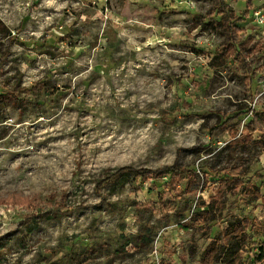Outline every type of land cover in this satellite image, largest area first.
<instances>
[{"label": "rangeland", "instance_id": "1", "mask_svg": "<svg viewBox=\"0 0 264 264\" xmlns=\"http://www.w3.org/2000/svg\"><path fill=\"white\" fill-rule=\"evenodd\" d=\"M254 9L264 0H0V95L19 96L0 100V264H205L238 226L241 264H257ZM175 163L181 176L165 169ZM228 250L212 264H229Z\"/></svg>", "mask_w": 264, "mask_h": 264}, {"label": "trees", "instance_id": "2", "mask_svg": "<svg viewBox=\"0 0 264 264\" xmlns=\"http://www.w3.org/2000/svg\"><path fill=\"white\" fill-rule=\"evenodd\" d=\"M221 4H222V6L226 5L224 2H221ZM230 10H232V8H230ZM245 13L248 14V11H245ZM231 40L226 42V46H225V50H224V54H223L224 59H226L228 56L235 54L237 51L236 46H235L236 44L234 42H231ZM9 99H13V100L17 101V100H19V96L17 93H14V92L0 95V100L6 101ZM248 128H249L250 133H249L248 137H246V141H249L251 139L252 134L255 131H258V130L264 131V118H261L260 115L256 114L254 116V118L250 121ZM165 169L172 171L174 176H181L182 172L186 171L183 167H178V165L176 163L171 165V166H166ZM131 171H133V168L131 166H124V167H121L118 170H116V172L113 175H111L110 177H113L116 174L129 173ZM157 172H158L157 170L146 169V168H141L138 171V173L140 174V176L143 177V179L152 177ZM110 177H107L106 179L108 180V179H110ZM246 188L248 190L253 191L254 193L257 194L258 197H260L259 191L255 186H249ZM12 197H13L12 202L15 205H24V204L31 202L30 198H28V197L18 196L16 194L12 195ZM205 213H207V212L202 211L201 214L204 215ZM195 215L199 216L198 213ZM251 222L252 221L248 217H246L244 219V223L246 226L250 225ZM236 243L239 244V249L237 251L235 250V246H236L235 244ZM226 247L229 248L228 255L232 257L229 264H241L243 262L242 261V258H243L242 254L247 249V235H246L245 229L242 228L241 226H238L236 229H232V230L226 232L223 235V243L222 244L219 240H215L207 249V252H206L205 258H204V263L205 264H212L214 261V257L217 255V253L221 249H225ZM254 261L257 264H264V243L261 245L259 251L257 253H255Z\"/></svg>", "mask_w": 264, "mask_h": 264}, {"label": "built area", "instance_id": "3", "mask_svg": "<svg viewBox=\"0 0 264 264\" xmlns=\"http://www.w3.org/2000/svg\"><path fill=\"white\" fill-rule=\"evenodd\" d=\"M250 17H254L256 24H264V10L261 11V9H254L252 10V13Z\"/></svg>", "mask_w": 264, "mask_h": 264}]
</instances>
